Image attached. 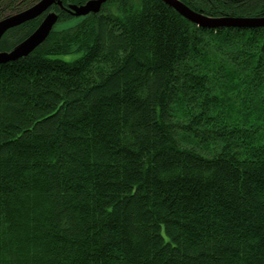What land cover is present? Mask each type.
Instances as JSON below:
<instances>
[{"label":"trees","instance_id":"trees-1","mask_svg":"<svg viewBox=\"0 0 264 264\" xmlns=\"http://www.w3.org/2000/svg\"><path fill=\"white\" fill-rule=\"evenodd\" d=\"M40 1L0 0V20ZM61 1L0 39L9 52L59 16L0 64V264H264V27ZM181 1L264 15V0Z\"/></svg>","mask_w":264,"mask_h":264},{"label":"water","instance_id":"water-1","mask_svg":"<svg viewBox=\"0 0 264 264\" xmlns=\"http://www.w3.org/2000/svg\"><path fill=\"white\" fill-rule=\"evenodd\" d=\"M107 0H92L86 3L85 6H72V9L76 11L78 15H86L88 13H97L101 6ZM171 7H174L179 13L185 16L188 20L197 23L202 28H261L264 27V15L260 17H217L211 18L208 16L202 15L196 10H192L185 2L181 0H165ZM54 4L63 6L60 0H42L37 3L34 7L29 10L22 11L21 13H15L7 17L8 19L0 22V38L9 30L10 28L20 25L23 22L31 21L37 17H40L43 12L49 10L53 7ZM58 16L55 12L49 13L46 19L43 21V24L40 30L30 36L25 40L22 45L15 49L12 54H1V62H9L24 56H28L35 50L36 47L41 45L46 36L53 29L54 23L57 21Z\"/></svg>","mask_w":264,"mask_h":264},{"label":"bare ground","instance_id":"bare-ground-1","mask_svg":"<svg viewBox=\"0 0 264 264\" xmlns=\"http://www.w3.org/2000/svg\"><path fill=\"white\" fill-rule=\"evenodd\" d=\"M60 1H61V0H60ZM89 1H92V0H89ZM89 1H88V2H89ZM164 1H165V0H164ZM40 2H41V1H40ZM61 2H62V1H61ZM88 2H86V3H88ZM106 2H107V1H106ZM165 2H166V1H165ZM38 3H39V2H38ZM166 3H167V2H166ZM62 5H63V4H62ZM75 5H78V4H75ZM75 5H70V7H69V11H70L71 13H73V15H77V16H79V17H82V16H86V15H87V14H86V15H78V14H76V11H74V10L72 9V6H75ZM85 5H86V4H85ZM85 5H78V6H85ZM34 6H35V5H34ZM34 6H33V7H34ZM61 7L63 8L64 5L61 6ZM101 7H102V6H101ZM31 8H32V7H31ZM172 8H174V7H172ZM50 9H51V8H50ZM100 9H101V8H100ZM174 9H175V8H174ZM28 10H29V9H28ZM175 10H176V9H175ZM47 11H48V10H47ZM47 11H45V12H47ZM176 11H177V10H176ZM45 12H43L42 14H44ZM178 12H179V11H178ZM198 12H199V11H198ZM55 13H56V12H55ZM200 13H201L202 15H204L202 12H200ZM47 15H48V14H47ZM56 15H57V13H56ZM41 16H42V15H41ZM41 16H40V17H41ZM182 16H183V15H182ZM204 16H207V15H204ZM58 17H59V16H58ZM183 17H185V16H183ZM208 17H210V16H208ZM37 18H38V17H37ZM185 18H186V17H185ZM211 18H213V17H211ZM6 19H8V18H5V19H3V20H0V22L4 21V20H6ZM45 19H46V18H45ZM45 19H44V20H45ZM186 19H187V18H186ZM44 20H43V21H44ZM31 21H32V20H31ZM57 21H58V18H57ZM57 21L54 23V26L56 25ZM189 21H190V20H189ZM27 22H29V21H27ZM191 22L194 23L193 21H191ZM23 23H26V22H23ZM23 23H21V24H23ZM21 24H20V25H21ZM42 24H43V22L41 23V25L39 26V28H38L37 30H35V31L32 32V34H31L30 36H33L34 33L38 32V31L40 30ZM194 24H195V23H194ZM196 24H197V23H196ZM20 25H17V26H15V27H18V26H20ZM197 25H198V24H197ZM54 26H53V29H54ZM198 26H199V25H198ZM200 27H201V26H200ZM12 28H13V27H12ZM206 28H207V27H206ZM250 28H251V27H250ZM250 28H244V29H250ZM10 29H11V28H10ZM53 29H52V30H53ZM209 29H210V28H209ZM52 30H51V31H52ZM9 31H10V30H9ZM51 31H50V33H51ZM7 32H8V31H7ZM7 32H6V33H7ZM6 33H5V34H6ZM50 33L46 36V39H47V37L50 35ZM5 34H4V35H5ZM4 35H3V36H4ZM3 36H2V37H3ZM30 36H29V37H30ZM2 37H1V38H2ZM1 38H0V39H1ZM46 39H45V40H46ZM26 40H27V39H26ZM45 40H44V41H45ZM0 41H1V40H0ZM22 43H23V42H22ZM22 43H21L20 45H22ZM43 43H44V42H43ZM20 45H19V46H20ZM19 46H18V47H19ZM39 46H40V45H39ZM18 47L12 48L11 51H9V52H7V51H0V55H1V54H12V52H14L15 49L18 48ZM36 48H37V47H36ZM36 48H35V49H36ZM31 54H32V53H31ZM19 59H20V58H19ZM16 60H17V59H16ZM9 62H10V61H9ZM1 63H6V62H1ZM1 63H0V64H1Z\"/></svg>","mask_w":264,"mask_h":264},{"label":"rangeland","instance_id":"rangeland-1","mask_svg":"<svg viewBox=\"0 0 264 264\" xmlns=\"http://www.w3.org/2000/svg\"><path fill=\"white\" fill-rule=\"evenodd\" d=\"M65 25H68L69 26V23L67 22V23H65V24H62V23H59V24H57V27H65ZM63 59H72V58H74L73 56H66V57H62Z\"/></svg>","mask_w":264,"mask_h":264},{"label":"flooded vegetation","instance_id":"flooded-vegetation-1","mask_svg":"<svg viewBox=\"0 0 264 264\" xmlns=\"http://www.w3.org/2000/svg\"><path fill=\"white\" fill-rule=\"evenodd\" d=\"M57 5V4H56ZM61 7V6H60ZM62 8V7H61ZM50 10V9H49Z\"/></svg>","mask_w":264,"mask_h":264}]
</instances>
